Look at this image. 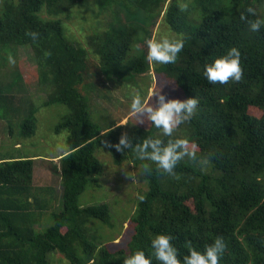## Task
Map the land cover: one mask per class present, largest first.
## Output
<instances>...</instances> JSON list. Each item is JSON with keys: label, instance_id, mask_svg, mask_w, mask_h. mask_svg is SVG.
Returning a JSON list of instances; mask_svg holds the SVG:
<instances>
[{"label": "trees", "instance_id": "1", "mask_svg": "<svg viewBox=\"0 0 264 264\" xmlns=\"http://www.w3.org/2000/svg\"><path fill=\"white\" fill-rule=\"evenodd\" d=\"M249 6L264 18V0H0L1 120L21 118L23 137L36 133L34 97L15 88L18 77L3 72L8 65L3 53L17 57L23 47L32 50L38 86L47 96L44 105L70 110L56 127L69 135L61 159L60 211L53 210L50 191L35 188V159L0 161V264H123L138 250L152 255L151 241L159 233L174 237L181 258L190 247L203 250L222 236L227 248L220 264H264V27L252 31L241 19ZM83 9L96 20L88 47L69 27ZM104 13L108 19L101 20ZM162 16L185 46L174 64H160L156 72L180 90L182 100H200L193 118L172 134L196 143L197 159H182L174 175L139 160L134 148L121 153L106 146L105 141L118 142L123 127L104 111L95 113L85 89L87 84L100 95L102 77L138 86V78L151 69L146 41ZM30 31L39 38L26 35ZM233 46L242 52L243 78L210 83L203 75L205 63ZM92 57H99L100 69ZM127 135L133 144L149 136L169 138L152 124L137 125ZM102 149L116 165L133 163L142 172L144 164L150 166L143 174L144 199L130 216L132 233L115 248L107 244L114 233L104 231L115 227L110 205L80 203L85 193L102 187ZM203 156L210 157L205 168L199 163ZM153 264L160 262L153 257Z\"/></svg>", "mask_w": 264, "mask_h": 264}, {"label": "rangeland", "instance_id": "2", "mask_svg": "<svg viewBox=\"0 0 264 264\" xmlns=\"http://www.w3.org/2000/svg\"><path fill=\"white\" fill-rule=\"evenodd\" d=\"M170 1V0H169ZM164 14V12H163ZM91 10L83 9L80 15L76 16L72 22H69L71 32L88 47L87 35L91 34L90 28L96 23L92 17ZM164 16V15H163ZM154 27L153 38L158 39L161 36H172L174 33L170 31L169 26L165 22L164 17ZM85 18V19H84ZM101 20L108 19L107 15L101 14ZM19 55L15 57L16 64L10 65L7 60V67L3 68V72L7 77H18L16 82L17 88H26L29 94L34 97L38 111L36 113V133L32 137H23L22 119L18 118L10 122L9 118L0 123V159L28 157L35 159V188L36 190L52 193L54 196L53 210L60 211L62 209L63 186L61 184V165L62 157L68 153V132H56V127L70 114V110L65 105H44L47 100L45 93H41L38 86V71L33 62L32 50L29 47L20 48ZM2 59L5 65L8 54L3 53ZM2 61V60H1ZM93 67L100 69L99 57H92ZM159 63L151 62V69L148 73L138 78V86L128 87L119 86L111 81H107L104 77L97 83L100 95L88 89L90 92L91 102L94 103L95 113L100 115L101 111L106 113L111 121L117 122L116 126H122L123 132L130 134L138 125L149 127L151 122L139 124L140 117L134 116L130 112V104L134 92H141L147 95L151 90L153 93L160 90L170 99L179 98L182 100L180 90L168 82L163 76L157 74L156 68ZM99 72V71H97ZM3 75V78L6 76ZM92 80L87 81V83ZM84 89V90H85ZM101 90V91H100ZM103 91L106 93L104 94ZM101 95L105 97L102 98ZM152 99V100H151ZM150 103H155L156 97L149 96ZM110 121V122H111ZM113 123V122H111ZM19 143L20 148L15 147ZM99 159L105 167L104 175L101 178V189L90 190L81 197L82 207L95 204H108L111 207L112 222L115 227L111 229L104 226L105 234L114 233L115 239L107 243L112 248L118 245H125L128 241L132 230L130 228V216L134 214L137 208L139 196L147 190L143 179L142 169L133 163H124L116 165L112 155L102 149L98 153ZM52 211V210H51ZM38 229L42 227L38 226ZM60 259V257H58ZM59 264V263H58Z\"/></svg>", "mask_w": 264, "mask_h": 264}, {"label": "clouds", "instance_id": "3", "mask_svg": "<svg viewBox=\"0 0 264 264\" xmlns=\"http://www.w3.org/2000/svg\"><path fill=\"white\" fill-rule=\"evenodd\" d=\"M187 5H184L186 8ZM246 15L242 14L241 19L247 20L252 31H258L264 27V18L257 14V9L249 6L246 9ZM252 16L255 19L249 20ZM33 40L39 38V33L30 31L26 33ZM149 62L159 64L175 63L179 54L185 46L183 36H161L158 39H148L146 41ZM50 55V53H45ZM10 65L16 64L14 56H8ZM204 77L210 83L225 84L230 80L239 82L244 75L242 65V52L238 47H231L225 54L205 63ZM149 96L156 97L155 103H150ZM200 100L198 97H190L185 100L179 98L170 99L160 90L153 93L151 90L147 95L137 91L132 95L130 112L134 116L140 117L138 123H145L144 117L151 122L157 129L161 130L164 136L169 137L165 141L161 137L149 136L142 142L133 144L132 138L126 133L121 134L117 143H104L116 151L124 153L125 150L134 148L137 158L141 161L154 162L156 167L169 175L175 174L178 163L185 157L197 159L198 145L187 138H172L174 130L185 122L190 121L198 110ZM202 168L210 164V157L203 156L199 158ZM150 171L149 164H144L141 175ZM143 200V196H139ZM174 237L171 234L159 233L151 241V247L154 250L152 255H146L144 250H138L123 260V264H153V257L160 264H220L227 248L225 239L222 236L216 237L211 243L205 245L203 250L190 247L188 253L183 255L173 243Z\"/></svg>", "mask_w": 264, "mask_h": 264}, {"label": "crops", "instance_id": "4", "mask_svg": "<svg viewBox=\"0 0 264 264\" xmlns=\"http://www.w3.org/2000/svg\"><path fill=\"white\" fill-rule=\"evenodd\" d=\"M0 127H1V125H0ZM15 147L20 148V144H19V143H16V144H15ZM7 157H8V156H7ZM4 158H6V157H4ZM1 160H5V159L1 158L0 161H1Z\"/></svg>", "mask_w": 264, "mask_h": 264}]
</instances>
